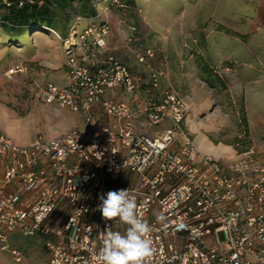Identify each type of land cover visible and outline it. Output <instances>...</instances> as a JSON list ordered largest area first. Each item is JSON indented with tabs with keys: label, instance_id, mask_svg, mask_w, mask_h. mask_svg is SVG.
<instances>
[{
	"label": "built area",
	"instance_id": "built-area-1",
	"mask_svg": "<svg viewBox=\"0 0 264 264\" xmlns=\"http://www.w3.org/2000/svg\"><path fill=\"white\" fill-rule=\"evenodd\" d=\"M35 2L42 3L18 7ZM95 8L97 21L79 35L74 27L65 38L50 30L65 42L66 84L46 82L36 92L44 105L78 115L87 132L22 146L0 129V254L20 263L12 244L27 238L40 241L44 264H98L105 232L127 228L101 216L99 196L127 189L151 225L153 251L143 264H264V158L251 147L234 160L201 154L186 104L160 90L165 74L155 50L136 52L146 77L108 52L110 22L100 16L125 12L126 2L100 0ZM25 72L14 65L7 76ZM97 108L107 124H98ZM132 174L137 184L121 185Z\"/></svg>",
	"mask_w": 264,
	"mask_h": 264
},
{
	"label": "rangeland",
	"instance_id": "rangeland-1",
	"mask_svg": "<svg viewBox=\"0 0 264 264\" xmlns=\"http://www.w3.org/2000/svg\"><path fill=\"white\" fill-rule=\"evenodd\" d=\"M123 2L130 5L125 16L116 10L100 16L110 22L108 52L146 77L149 71L136 59L138 43L155 50V65L165 74L160 90L173 91L186 104L185 123L201 154L217 149L233 155L250 144L264 157V0ZM79 19L68 32L74 27L79 35L92 22ZM45 30L33 29L13 41L0 28V129L22 146L38 137L84 130L74 113L36 98L45 80L61 82L58 73L64 68L65 42ZM133 37L135 43L129 42ZM201 64L226 88H210ZM14 65L26 67V72L9 78L7 71ZM129 177L121 185L137 184L136 174ZM22 240L17 244L22 261L0 254V264H44L40 241Z\"/></svg>",
	"mask_w": 264,
	"mask_h": 264
},
{
	"label": "trees",
	"instance_id": "trees-1",
	"mask_svg": "<svg viewBox=\"0 0 264 264\" xmlns=\"http://www.w3.org/2000/svg\"><path fill=\"white\" fill-rule=\"evenodd\" d=\"M20 1L24 0H9V6L5 4L0 5L1 9L6 11V13L0 14V28L8 34V40L17 41V39L25 37L28 32L33 29H46L45 31L50 29L57 32L60 37L65 38L69 26L75 19L82 18L90 21L92 20V22L97 21L95 5L100 0H41V5L35 2L33 5L23 4V6L18 7ZM126 4L127 9L125 12L119 8H113V10L119 12L121 16H125L126 12L130 9V5L128 3ZM133 38L135 39V37ZM108 42L109 40H107L109 48ZM140 46L141 44L138 43L137 51H143L146 48H140ZM201 65H203L202 69L204 73L208 75L207 83L210 88L216 86H220L223 89L226 88L223 80L216 75H210L208 67L204 64ZM250 147V144H247L243 149L238 150V153H244L248 151ZM32 240L33 239H31V241ZM21 242L22 239L17 238L13 241L12 245L20 251L17 244Z\"/></svg>",
	"mask_w": 264,
	"mask_h": 264
},
{
	"label": "clouds",
	"instance_id": "clouds-1",
	"mask_svg": "<svg viewBox=\"0 0 264 264\" xmlns=\"http://www.w3.org/2000/svg\"><path fill=\"white\" fill-rule=\"evenodd\" d=\"M97 205L105 220L119 218L127 225L126 231L105 232L103 246L97 254L98 264H143L146 257L152 254L151 225L137 211L134 198L127 189L111 190L99 196ZM163 214L157 215V222L165 220Z\"/></svg>",
	"mask_w": 264,
	"mask_h": 264
},
{
	"label": "crops",
	"instance_id": "crops-1",
	"mask_svg": "<svg viewBox=\"0 0 264 264\" xmlns=\"http://www.w3.org/2000/svg\"><path fill=\"white\" fill-rule=\"evenodd\" d=\"M65 65V59H64V62H63V66ZM127 65V64H126ZM142 70V69H141ZM134 72V71H133ZM58 74H60V80H61V82H59V83H57V82H55V81H51V80H45L44 81V83H46V82H52V83H55V84H58V85H65L66 84V75H65V67L63 68V71L62 72H60V73H58ZM115 95V93H113V92H110V95ZM110 95H107V96H110ZM116 99H120L119 97H115ZM135 102H136V105L138 106V107H140L141 106V98H139V97H137L136 99H135ZM76 115V114H75ZM76 117H77V120L79 121V116L78 115H76ZM97 120H98V124L99 125H105V124H107L109 121L102 115V112H101V110L99 109V108H97ZM79 123H80V121H79ZM81 124V123H80ZM82 125V127H83V131H82V133H86L87 132V129H86V127L83 125V124H81ZM164 127H167V125H165ZM5 133V132H4ZM9 137L10 138H12V136L11 135H9ZM206 143V142H205ZM207 144V143H206ZM196 145V144H195ZM208 145V144H207ZM212 147H214L213 145H211ZM196 147H197V149H198V151H199V149H200V147L198 146V145H196ZM216 148V147H215ZM229 149V148H228ZM233 150V149H232ZM226 152H228V151H226ZM233 152H234V154L232 155V154H221L217 149H216V151L214 150H211V149H208V151L206 152L207 154H204V155H211V156H213V157H217V158H227V160H234V159H236V157H237V155H238V151H235V150H233ZM220 155H219V154ZM261 155V154H260ZM262 157H263V155H262ZM264 158V157H263ZM23 241V240H22Z\"/></svg>",
	"mask_w": 264,
	"mask_h": 264
}]
</instances>
